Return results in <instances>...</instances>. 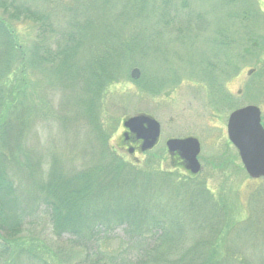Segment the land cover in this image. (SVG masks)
<instances>
[{
    "label": "rangeland",
    "instance_id": "1",
    "mask_svg": "<svg viewBox=\"0 0 264 264\" xmlns=\"http://www.w3.org/2000/svg\"><path fill=\"white\" fill-rule=\"evenodd\" d=\"M140 1L148 2L147 12L140 17L142 22L139 16H121L131 19L128 26L135 21L130 34H136L135 46L138 45L143 57L134 55L132 60L128 59L118 81L106 85L100 97L97 86H87L90 96L83 92L77 107L64 108L62 101L68 96V87L59 84L47 88L40 82L30 83L25 92L5 94L8 107L4 110V120L9 118L8 124H13L14 115H20L14 123H18V135L14 134V142L10 140L18 148L13 172H16L14 181L18 182L19 195L22 198L39 195L38 181L39 184L75 183L83 189L92 172L99 174L102 166L115 167L121 171L120 180L116 179V186L110 188L107 196H102L105 203L115 205L118 198L114 193L121 196L125 193L120 184L146 186L141 192L143 197L140 193L133 198L122 197L120 204L124 208L128 204L136 208H143L144 204L155 207L162 202L157 199L159 192H172L180 187L178 197L175 191L170 200L171 215L165 219L164 228L167 232L176 224L183 228L184 234L177 236L176 247L167 251L166 245L154 250L159 246L160 239L156 238L162 231L149 234V264H167L168 261L171 264L183 252L178 247L181 239L187 241L189 247L195 246L203 239L212 240L220 229V245L214 250L219 258L222 256L220 264H264V180L247 176L226 134L231 112L246 106L260 108L264 128V0H187L184 7L180 6V0H174L173 8L184 12V22L178 23L176 29L162 26L163 20L158 16H162L163 10L152 11L154 7L161 8L163 0ZM34 9L45 13L44 16L54 12L40 3ZM58 16L64 18L61 13ZM119 16L120 13H110L106 26L111 29ZM62 18L55 21L52 18L51 30L64 29ZM91 22L95 27L85 34L86 38L98 42V13ZM13 24L25 49L53 38L48 27L40 29L39 24L25 20H13ZM130 42L128 38L127 43ZM130 44L134 47L132 42ZM112 46L116 48L117 44ZM82 50L88 52L83 58L79 54L80 62L91 56L89 51L97 52L96 45ZM134 69L139 71L138 80L130 76ZM17 79H20L19 74ZM36 79L41 77L36 76ZM15 83L12 81L9 89L22 86ZM83 83L79 81L80 88ZM140 114L160 124V141L147 152L128 154L127 150H122L126 148L121 136L122 123ZM186 137L196 138L201 146L198 159L202 169L195 178L172 165L165 148L167 140ZM27 149L32 150L31 155L35 152L37 174L32 178L24 172ZM109 152L118 158L119 165L101 160L100 156ZM131 165L142 174L140 179L144 177L149 183L144 185L129 173ZM157 174L169 178L162 183ZM147 190L150 191L147 193ZM150 194L154 198L150 199ZM31 204L34 206L28 208L35 210L34 215L24 221L20 233V238L26 242V251L17 258L6 255L0 259V264H43L45 259L48 264H79L88 253L92 255L98 250L97 245L92 244L85 248L69 235L55 236L49 210L37 201ZM189 209L192 211L188 215ZM184 211L188 220L176 222ZM205 224L211 228L209 233ZM123 229L101 238L109 253L123 248L122 242L126 239ZM95 240L97 242L98 237ZM31 243L39 246L37 258L27 252ZM133 256L136 255H132V262L139 261V253L136 258Z\"/></svg>",
    "mask_w": 264,
    "mask_h": 264
},
{
    "label": "trees",
    "instance_id": "2",
    "mask_svg": "<svg viewBox=\"0 0 264 264\" xmlns=\"http://www.w3.org/2000/svg\"><path fill=\"white\" fill-rule=\"evenodd\" d=\"M173 1L163 0L161 8H152V11L163 10L162 16H158V18L163 20V27L170 29H176L178 23L184 22L182 20L183 10L174 9ZM180 1L181 7L187 4V0ZM38 3L44 8L54 10V12L46 16H44L45 13H38L39 11L34 9V7L38 8ZM147 4V1L140 0H0V259L6 255H16L14 258H17L23 251H26L24 248L26 242L20 238V233L24 221L34 215L35 210L28 206H34L31 203L35 204V201L49 210L47 213L51 218L55 236L69 235L76 238L85 248L86 246L90 248L91 244L93 247L97 245L99 251L97 250L92 255L88 253V257L79 264H149L148 261L151 258L148 246L149 234L162 231L163 233L156 238L157 241L160 239L159 246L154 250L166 245V251L175 248V238L184 234L183 228L176 224L172 225L167 232L164 228L165 219L171 215L170 200L175 195V191L178 192L179 186H174L177 188H174L172 192L169 190L159 192L157 199L162 202L155 207L154 204L151 207L144 204L145 207L136 208L132 204H128L124 208L120 204L122 197L133 198L138 193L143 197L144 193L141 192L146 186L130 187L120 184L125 193L122 196L121 193H114V196L118 198L117 205H113L109 201L105 203L102 196L104 194L107 196L110 188L116 186V179L120 180L121 171L115 167L106 169L102 166V168H98L99 174L94 172L96 173L94 175L92 172L83 189L75 183L39 184L38 181L39 195L26 197L27 199L22 198L19 195L18 182L14 181L16 172L15 174L13 172L14 156L18 149L13 143L14 134L18 135V128H16L18 123H14L20 119V115H14L11 120L13 124H8L9 118L4 120V110L8 107L7 104L5 105L7 100L5 94L7 92H25L32 82L43 83L47 88L59 84L68 87V96L62 101L64 108L67 106L69 108L77 107L83 92L90 96L87 86L89 88L97 86L98 97H100L106 85L118 81L122 67L127 65L128 59L132 60L134 55H142L141 50L137 48L138 45L135 46L136 34L134 36L130 34L135 21L128 26L127 22L131 19L122 16L124 14H130L133 18L139 16L140 22H142L140 17L147 12ZM58 13L64 15V18L58 16ZM96 13H98V42H91L85 34L94 29L95 25L91 21ZM110 13H120L117 20L112 23L111 29L106 26V17ZM227 15L232 19L230 13ZM52 18L54 21L58 18L64 19V29L55 27L56 29L51 30L54 27ZM238 19L241 20L239 16ZM13 20H25L30 24H39L40 29L48 27L50 36L53 38L41 40L38 44H32L25 49L16 35ZM134 31L138 30L134 29ZM126 35L128 36L125 37ZM128 38L134 47L130 44L131 42L127 43ZM112 44H117V47L113 48ZM93 45H96L97 52L89 51L92 53L91 56L84 62H80L79 54L83 58L84 54L86 56L88 52L82 49ZM15 66L17 68L13 70ZM18 74L20 79H17ZM36 76L41 79H36ZM12 81L22 86H13L9 89V84ZM79 81H84L82 88L79 87ZM9 131H11L10 134ZM10 140L13 142L10 143ZM31 151L27 149L25 153L24 172H28V178L37 174L35 152L31 155ZM100 157L101 160L106 159L115 165L120 163L112 152L102 154ZM127 171L133 173L138 179L142 177V174L138 173L139 170L133 165ZM127 175L128 173L124 177L126 178ZM146 176L151 178V175ZM156 176L160 177L159 181L162 183L169 178L162 174ZM143 178L140 180L144 185L149 183L147 179ZM31 186L35 188L33 183ZM149 191L147 190V193ZM179 194L178 192L175 196L178 197ZM152 198L154 197L150 194V199ZM97 202H99L98 205ZM38 209L39 207H37ZM191 211V209L187 210L188 215ZM195 212L197 214V210ZM186 218L184 211L176 222L184 223L188 220ZM195 218L198 219V216ZM144 222L148 225L145 226ZM169 222L167 223L169 224ZM204 227L206 232L211 231L208 224H205ZM120 228H124L125 231L126 239L122 242L124 246L121 250L109 253L110 250L103 247L101 238ZM200 228L202 229L201 223ZM220 230L212 240L203 239L191 247L187 241L181 239L178 242V247L183 252L171 264H220L222 256L219 258L217 251L214 252L220 245L222 229ZM177 232L179 233L177 234ZM96 237H98V244L95 240ZM27 252L28 254L33 253V257L37 258L40 254L39 246L36 243L34 245L31 243ZM137 253L140 254L139 261L132 262V255L135 254L136 256L133 257L136 258ZM43 264H48V260H43Z\"/></svg>",
    "mask_w": 264,
    "mask_h": 264
},
{
    "label": "water",
    "instance_id": "3",
    "mask_svg": "<svg viewBox=\"0 0 264 264\" xmlns=\"http://www.w3.org/2000/svg\"><path fill=\"white\" fill-rule=\"evenodd\" d=\"M138 71L132 77H138ZM123 127L144 141L141 151L152 148L158 135V123L145 115L127 119ZM227 135L230 143L237 149L241 163L251 179H264V130L260 125V112L255 107H246L233 112L227 123ZM172 157L177 154L184 160V169L192 175L200 171L197 156L200 153L198 140L187 138L169 140L166 143Z\"/></svg>",
    "mask_w": 264,
    "mask_h": 264
},
{
    "label": "flooded vegetation",
    "instance_id": "4",
    "mask_svg": "<svg viewBox=\"0 0 264 264\" xmlns=\"http://www.w3.org/2000/svg\"><path fill=\"white\" fill-rule=\"evenodd\" d=\"M122 135L125 139L124 140L125 141L124 146H126V148H127L126 149L123 147V149L128 150V152H131L134 155L136 153L140 152L141 147H142V141L141 140H138L134 134H131L129 132L123 131ZM175 158L184 167L185 164L181 160H179L177 158V156L174 157V160H172L171 162L173 163L175 161Z\"/></svg>",
    "mask_w": 264,
    "mask_h": 264
}]
</instances>
